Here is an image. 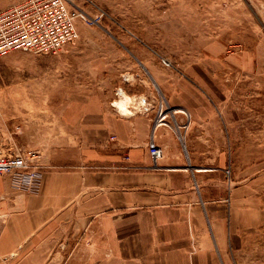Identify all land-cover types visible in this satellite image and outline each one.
Wrapping results in <instances>:
<instances>
[{
	"label": "crops",
	"instance_id": "0c3cea01",
	"mask_svg": "<svg viewBox=\"0 0 264 264\" xmlns=\"http://www.w3.org/2000/svg\"><path fill=\"white\" fill-rule=\"evenodd\" d=\"M158 88L164 101L143 113L76 103L63 119L85 150L74 165L44 168L36 194L0 177V264H226L242 249L263 219L249 208L264 204L253 187L262 178L232 165L226 101L182 82Z\"/></svg>",
	"mask_w": 264,
	"mask_h": 264
},
{
	"label": "rangeland",
	"instance_id": "374dc122",
	"mask_svg": "<svg viewBox=\"0 0 264 264\" xmlns=\"http://www.w3.org/2000/svg\"><path fill=\"white\" fill-rule=\"evenodd\" d=\"M20 1L0 0V11ZM75 3L95 21H78L73 42L55 53L0 58V154L32 150L45 169L74 165L85 149L78 127L63 118L78 111L76 103L95 97L143 113L164 101L158 84L182 82L226 101L232 165L262 178L253 187L264 201V0ZM255 207L262 222L226 264H264V204H249Z\"/></svg>",
	"mask_w": 264,
	"mask_h": 264
},
{
	"label": "built area",
	"instance_id": "2783aa9c",
	"mask_svg": "<svg viewBox=\"0 0 264 264\" xmlns=\"http://www.w3.org/2000/svg\"><path fill=\"white\" fill-rule=\"evenodd\" d=\"M78 21L91 25L95 19L81 11L75 0H21L0 11V58L18 50L55 53L77 38ZM165 116L160 103L157 122L164 123ZM147 150L156 165L162 149L151 138ZM43 169L32 150L0 154V177L8 176L17 190L37 192Z\"/></svg>",
	"mask_w": 264,
	"mask_h": 264
}]
</instances>
